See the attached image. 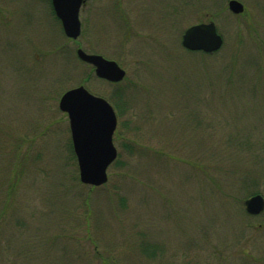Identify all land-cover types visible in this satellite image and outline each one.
Listing matches in <instances>:
<instances>
[{
  "label": "rangeland",
  "instance_id": "1",
  "mask_svg": "<svg viewBox=\"0 0 264 264\" xmlns=\"http://www.w3.org/2000/svg\"><path fill=\"white\" fill-rule=\"evenodd\" d=\"M238 1L91 0L75 41L49 0H0V264H264V211L244 205L264 198V0ZM211 21L222 48L186 51ZM79 86L118 119L100 187L81 183L59 109Z\"/></svg>",
  "mask_w": 264,
  "mask_h": 264
},
{
  "label": "water",
  "instance_id": "2",
  "mask_svg": "<svg viewBox=\"0 0 264 264\" xmlns=\"http://www.w3.org/2000/svg\"><path fill=\"white\" fill-rule=\"evenodd\" d=\"M90 0H52L55 13L62 23L65 35L77 40L81 35L80 10ZM229 10L240 15L244 6L238 0H229ZM224 40L214 22L189 27L182 36V46L189 52L214 54ZM77 57L95 68L97 78L112 84L124 81L126 72L115 61L100 55L77 50ZM59 109L67 114L73 151L78 163L80 181L84 185L100 187L108 182V169L117 159L113 138L118 126L116 113L104 98L91 94L84 86L65 92ZM249 215L264 211V198L256 195L245 201Z\"/></svg>",
  "mask_w": 264,
  "mask_h": 264
},
{
  "label": "flooded vegetation",
  "instance_id": "3",
  "mask_svg": "<svg viewBox=\"0 0 264 264\" xmlns=\"http://www.w3.org/2000/svg\"><path fill=\"white\" fill-rule=\"evenodd\" d=\"M48 10H49V14L51 15V16H53V17H51V18H54L55 20H57V22L61 25V29L63 30V27H62V23H61V21L59 20V18L57 17V15H56V13H55V10H54V7H53V2H52V0H49V2H48ZM211 22H213V21H211ZM208 23V22H207ZM63 33H64V31H63ZM65 34V33H64ZM66 36V35H65ZM67 37V36H66ZM68 38V37H67ZM68 39H70V38H68ZM70 40H72V39H70ZM79 49V48H78ZM77 49V50H78ZM92 69H93V71H94V67L92 66Z\"/></svg>",
  "mask_w": 264,
  "mask_h": 264
},
{
  "label": "trees",
  "instance_id": "4",
  "mask_svg": "<svg viewBox=\"0 0 264 264\" xmlns=\"http://www.w3.org/2000/svg\"><path fill=\"white\" fill-rule=\"evenodd\" d=\"M93 72V71H92ZM121 100H122V93H120V97H119ZM118 107V106H117ZM119 110V109H118ZM119 115H120V113H119ZM71 153L73 154V156H74V152H73V148H72V144H71Z\"/></svg>",
  "mask_w": 264,
  "mask_h": 264
}]
</instances>
